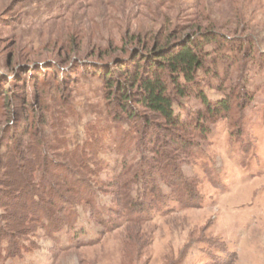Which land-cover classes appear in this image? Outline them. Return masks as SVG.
I'll list each match as a JSON object with an SVG mask.
<instances>
[{
  "label": "rangeland",
  "instance_id": "rangeland-1",
  "mask_svg": "<svg viewBox=\"0 0 264 264\" xmlns=\"http://www.w3.org/2000/svg\"><path fill=\"white\" fill-rule=\"evenodd\" d=\"M198 20L217 24L229 36L251 34L264 52V0H0V71L17 75V66L7 64L15 56L42 57L48 61L44 64L56 61L65 67L88 62L110 40L115 45L111 52L120 48L124 33L156 32L167 23L182 26ZM205 46L214 51L213 43ZM207 69L199 73L198 86L211 101L242 88L251 99L244 107L236 106V100L235 118L217 115L205 123L209 130L203 136L193 133L191 155L178 162L183 174L194 180L198 200L193 206L169 200L163 209L149 207L146 220L135 223L114 212L110 230L77 206V222L70 230L38 228L26 235L25 242L33 246L29 252L8 256V242L3 241L0 264H264V60L243 58L226 68L221 61ZM28 72L19 69L17 78H28ZM7 75L1 76L3 86ZM27 82L30 97L31 78ZM23 85L18 93H25ZM101 85L99 78L90 76L73 82L70 103L75 116L68 118L65 129L70 147L83 143L91 125L106 124V115L99 113L104 107ZM191 89L174 104L187 124L191 115L195 118L193 113L205 111L197 85ZM233 119L237 124L230 126ZM117 134L111 119V139L98 153L104 170L97 177L104 183L113 181L124 160L141 162L137 149L124 159L116 147ZM17 175L13 167V173L1 179L0 198L4 190L27 198L3 183L15 182ZM158 181L170 195L171 189ZM113 197L99 193L97 202L114 207Z\"/></svg>",
  "mask_w": 264,
  "mask_h": 264
},
{
  "label": "trees",
  "instance_id": "trees-1",
  "mask_svg": "<svg viewBox=\"0 0 264 264\" xmlns=\"http://www.w3.org/2000/svg\"><path fill=\"white\" fill-rule=\"evenodd\" d=\"M218 27L198 20L182 26L167 23L156 32L124 33L115 51L111 52L115 45L110 40L105 49L93 52L96 59L75 61L76 65L67 67L56 61L44 64L46 59L30 55L15 56L13 63H7L23 74L29 71V77L0 71V182L17 167L21 175L15 182L3 183L13 185L27 198L2 191L0 256L3 241L8 242L6 255L23 254L33 249L25 242L26 235L38 228L70 230L77 222V206L89 210L97 224L110 230L114 212L135 223L146 220L149 207L152 211L163 209L169 200L181 207L197 202L194 180L183 174L178 163L183 155H191L193 133L203 136L209 130L205 123L217 115L235 118L236 100L240 102L236 106L244 107L251 99L242 88L211 101L198 86L199 73L221 61L226 68L243 58L264 60L253 35L229 36ZM209 42L215 46L213 52L206 49ZM2 75L9 78L4 86ZM82 76L101 80L104 107L99 113L106 115V124L91 125L83 143L70 147L65 129L68 118L75 116L71 86ZM30 78L33 87L28 97ZM21 85L26 86L25 93H18ZM191 85H197L196 95L205 111L193 113L195 118L191 115L187 124L175 112L174 104L191 94ZM111 119L117 127L118 152L127 159L137 149L141 162L124 160L113 181L104 183L97 177L104 170L98 153L111 139ZM235 120L230 126L237 124ZM159 178L171 189L170 195L162 192ZM134 186L141 199L133 196ZM99 193L113 194L115 206L97 202Z\"/></svg>",
  "mask_w": 264,
  "mask_h": 264
}]
</instances>
